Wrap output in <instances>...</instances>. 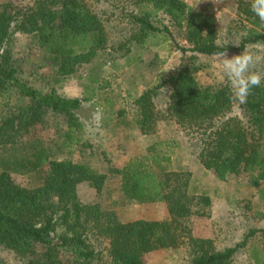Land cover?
Masks as SVG:
<instances>
[{"label":"trees","instance_id":"1","mask_svg":"<svg viewBox=\"0 0 264 264\" xmlns=\"http://www.w3.org/2000/svg\"><path fill=\"white\" fill-rule=\"evenodd\" d=\"M133 1L141 14H135L140 26L132 42L143 44L157 36L159 28L149 16L161 11L184 31L189 46L183 50L196 53L133 99L135 126L142 134L152 135L160 121L171 118L185 134L192 153L217 178L259 186L264 181V85L254 88L248 102L240 105L242 115L229 100L227 81L212 86L199 79L204 64L198 55L211 57L226 50L217 42L211 4L193 8L185 0ZM16 32L30 37L32 46L56 66L60 78L79 76L108 42L105 21L87 0L0 3V95L7 108L0 117V245L27 258V264H145L146 254L181 246L189 254L185 264H235L236 252L247 241L219 249L215 239L195 234L191 218L207 215L202 209L212 199L189 192L190 171L164 168L171 156L163 151L162 142L153 143L124 166L112 168L108 175L72 159L53 158L44 143L26 138L48 115H57L66 118L65 135L72 141L79 127L76 111L83 100L62 96L54 86L37 88L19 76L12 49ZM260 41L264 33L250 30L241 47ZM166 85L170 101L162 111L156 97ZM11 90L22 98L19 103L6 101ZM125 114V108L118 112L121 124ZM14 172L39 175L40 181L21 186L14 181ZM112 177L120 179L121 191L129 200L168 202L169 217L125 222L116 210L80 199L78 184L87 181L100 193ZM257 233L264 240V228L250 230L246 238ZM104 243L110 263L104 261ZM40 245L45 249L42 254L37 252ZM252 258L264 264V254L256 247Z\"/></svg>","mask_w":264,"mask_h":264},{"label":"rangeland","instance_id":"2","mask_svg":"<svg viewBox=\"0 0 264 264\" xmlns=\"http://www.w3.org/2000/svg\"><path fill=\"white\" fill-rule=\"evenodd\" d=\"M5 1L8 0H0V3ZM13 1L24 5L33 4V0ZM185 1L191 6L198 3ZM87 2L105 21L108 42L92 62L82 67L79 76L58 77L56 66L32 46L27 34H13L12 49L22 79L37 88L54 86L62 96L83 100L76 111L79 127L74 131L72 141L65 135L68 130L66 118L57 115H48L43 124L26 134V138L44 143L53 158L72 159L108 175L112 168L124 166L130 158L145 154L153 143L162 142L163 151L171 156V162L163 163L164 168L190 171L192 182L189 192L207 194L212 199V204L202 209L208 212L207 215H193L191 218L195 234L215 239L219 249L246 240V245L236 252L234 262L256 264L252 258L253 250L256 247L264 254V240L260 233L249 238H246V234L252 229L264 228V181L255 187L217 178L192 153L185 134L171 118L160 121L158 130L152 135L142 134L134 123L133 99L176 70L182 61L196 55L183 50L189 46L184 31L176 28L170 17L160 11L149 16V20L159 28L157 36L149 37L143 44L132 42L130 38L139 32L140 26L135 14H141V8L133 0ZM204 3L211 4L218 28L217 42L226 47L229 57L242 53L245 48L264 57V41L241 47L250 30L264 33V24L252 12L246 11L250 9L251 0H222L218 5L209 0L200 4ZM198 56L204 64V69L198 73L202 83L217 86L227 81L216 55ZM257 69L264 72V62ZM58 78L60 82H57ZM7 99L12 105L19 103L22 98L15 90H11ZM4 101L0 95V117L7 110L3 106ZM169 101L170 88L166 85L156 97L157 107L165 111ZM122 108L126 110L123 124L121 117H117ZM235 111L243 115L238 103L235 104ZM12 176L21 186L40 181L39 175L35 174L14 172ZM77 192L83 202H98L105 209L116 210L125 222L137 218L169 217L166 201L127 199L121 191L118 177L109 178L100 193L87 181L78 184ZM106 246L107 243L102 245L104 261L110 263V251ZM44 250L43 245L37 247L40 254ZM188 260L189 254L184 246L158 249L145 256V264H185ZM27 261L13 249L0 245V264H27Z\"/></svg>","mask_w":264,"mask_h":264},{"label":"clouds","instance_id":"3","mask_svg":"<svg viewBox=\"0 0 264 264\" xmlns=\"http://www.w3.org/2000/svg\"><path fill=\"white\" fill-rule=\"evenodd\" d=\"M201 2L202 0H198L193 8ZM221 2L222 0H212V3L217 5ZM250 10L259 18L261 24H264V0H251ZM217 19L219 20L218 14ZM216 56L221 71L227 80L229 100L240 105L246 104L252 90L264 85V72L257 69V66L264 62V57L246 48L242 53L231 57L228 56L225 50L217 53Z\"/></svg>","mask_w":264,"mask_h":264},{"label":"built area","instance_id":"4","mask_svg":"<svg viewBox=\"0 0 264 264\" xmlns=\"http://www.w3.org/2000/svg\"><path fill=\"white\" fill-rule=\"evenodd\" d=\"M192 2H198V0H190ZM209 1V0H202V2Z\"/></svg>","mask_w":264,"mask_h":264}]
</instances>
